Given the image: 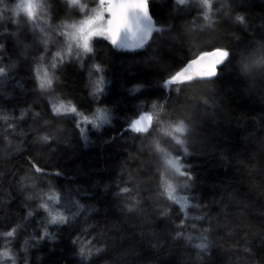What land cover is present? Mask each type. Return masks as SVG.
Masks as SVG:
<instances>
[{
	"label": "trees",
	"instance_id": "trees-1",
	"mask_svg": "<svg viewBox=\"0 0 264 264\" xmlns=\"http://www.w3.org/2000/svg\"><path fill=\"white\" fill-rule=\"evenodd\" d=\"M16 3L0 0V250L15 264H264V0L208 11L150 0L148 44L96 41L110 79L101 94L89 59L62 61L51 93L40 87L49 43ZM48 3L54 22L82 14ZM215 48L230 53L217 75L168 83ZM52 93L87 114L104 108L110 122L84 132L77 114L55 112ZM141 114L154 117L146 133L131 127ZM169 157L186 171L185 204ZM53 191L79 206L57 224L42 207Z\"/></svg>",
	"mask_w": 264,
	"mask_h": 264
},
{
	"label": "snow or ice",
	"instance_id": "snow-or-ice-1",
	"mask_svg": "<svg viewBox=\"0 0 264 264\" xmlns=\"http://www.w3.org/2000/svg\"><path fill=\"white\" fill-rule=\"evenodd\" d=\"M181 3H184V0H180ZM70 3L73 5H80L82 0H70ZM205 3L211 7V0H205ZM133 9H139L143 12L144 16L150 15V0H99V9L96 11L95 15L88 17L83 20L79 25H72L73 32L69 34V40L75 42L77 46L84 53L93 52V40L95 38H104L111 42L113 45H118L121 38V33L124 30L132 31L131 21L129 13ZM29 14L33 18L36 15V6L34 4H29ZM110 14V15H109ZM151 32L148 33V38H150ZM133 39L136 40V34L133 32ZM147 39L140 40L138 43L134 44H123L121 47H144ZM71 43L68 48L69 55L71 54ZM230 53L227 50H217L210 54H205L200 56L198 59L193 60L191 64L181 70L180 72L174 74L171 79L168 81L169 84H178L188 81H193L196 77H212L218 74V65L223 63ZM57 57H62V53L57 52ZM98 72L102 71L101 65H95ZM40 87L41 88H51L54 86V79L50 75L47 69L44 70V75L39 76ZM96 87L94 92L100 93L103 91L104 78L101 76L96 82ZM155 108V105H153ZM56 113H75L78 114L82 121L87 123L95 124L96 121L90 118L88 115L79 112L78 108L74 103L61 101L58 105L54 106ZM98 113H101V109H97ZM101 118H103L101 113ZM154 120L153 115L146 114L140 119L134 121L131 125L132 129L137 133H146L149 131V128L152 125ZM175 132H185L184 124H179L174 126ZM178 142H182L179 141ZM169 164L177 168L179 171V166L174 160H169ZM125 192L128 191L127 188L124 189ZM168 195L169 197L175 199L172 196L171 186H168ZM49 199H53L59 202L60 196L58 193L53 191L49 195ZM46 210H49L52 218V222H63L67 219L63 213H51V210L48 209V205H42ZM31 215V213H29ZM8 236H14L15 230H11L7 233ZM47 235V233H45ZM5 256H8L9 253L5 252Z\"/></svg>",
	"mask_w": 264,
	"mask_h": 264
},
{
	"label": "rangeland",
	"instance_id": "rangeland-1",
	"mask_svg": "<svg viewBox=\"0 0 264 264\" xmlns=\"http://www.w3.org/2000/svg\"><path fill=\"white\" fill-rule=\"evenodd\" d=\"M69 5L72 7H78L79 11L82 12L81 16L78 18H67L63 20H59L57 22L52 21V11L50 4L48 3V0H17L16 3V9L19 12V14H25L27 17L30 18L34 28L37 31L36 36L38 38H41L46 43H49L48 48L45 49V52L47 53L43 54L41 56L40 62L37 65V73L38 78L39 76L44 75V70L47 69L52 78L55 80V76L57 74V68L61 64L62 61L68 60V59H80V60H87L90 61V70H89V76L91 79L92 88L96 87L95 82L103 76L104 78V85H103V91L106 88V85L109 83L110 79L109 77L105 75L103 70L101 72H98L96 70L95 65L97 63L94 61V58L96 56V49H97V40L100 38H95L93 40V52L92 53H84L75 42H72L69 40V34L73 32L72 25H79L83 20L87 19L90 16L95 15L96 11L99 9V0H82V3L80 5H73L70 3V0H67ZM180 1V0H179ZM216 0H211V6L214 4ZM29 4H34L36 6V15L35 18L30 16L29 14ZM183 4H196L198 6L203 7L206 11L210 10L209 5L205 3V0H184ZM204 10V13L208 14ZM110 15V14H109ZM96 42V43H95ZM71 43V54L69 55L68 48ZM46 46V47H47ZM51 46V47H50ZM60 52L62 53V57H57L56 53ZM46 90H49L50 93L54 89L51 88H45ZM102 91V92H103ZM101 94V92L99 93ZM52 101L54 106L58 105L61 101L64 102H70L67 100H64L62 98H59L54 93L51 94ZM72 103V102H70ZM101 109V113L103 118H101V113H98L97 110L93 112L92 114H87L90 118L94 119L96 121L95 124L87 123L82 121V118L78 115V118L81 122L82 129L84 132L88 131L89 129H99L100 127L108 124L110 122L111 114L108 110L104 108ZM79 110V109H78ZM81 112V111H79ZM67 114V113H63ZM139 118H136L134 121L140 119L141 117L145 116L146 114H141ZM133 121V122H134ZM169 160H174L179 166V171L177 168L173 167L171 164L169 165V178L170 182L173 185L174 189L173 191L176 192L175 197L180 200L183 204L185 202L182 199H185V194L183 193L184 190L187 188V178H186V171L184 167L182 166V163L176 159L169 157ZM60 196V195H59ZM49 209L51 210V213H65L70 212L72 214L73 212L77 211L78 205L75 201H72L71 199H68L65 197L60 196L59 202L49 199V196L46 200ZM50 219L51 214H50ZM60 223L56 222L55 224ZM8 252L9 255L5 256L4 253ZM14 260L16 261V255L13 253L9 248H3L0 250V264H15Z\"/></svg>",
	"mask_w": 264,
	"mask_h": 264
},
{
	"label": "water",
	"instance_id": "water-1",
	"mask_svg": "<svg viewBox=\"0 0 264 264\" xmlns=\"http://www.w3.org/2000/svg\"><path fill=\"white\" fill-rule=\"evenodd\" d=\"M129 16H130L132 31H129L127 29L124 30L121 33V38H120V42L118 45L120 46L123 44H134V43H138L140 40H144V39H147V42L145 43V45L148 44L150 42V40L153 38V36L157 30L156 18L154 17V15L151 11V7H150V15L147 17L144 16L143 12L139 9L131 10L129 13ZM133 32H135V34H136V37H137L136 40L133 39ZM149 32H151L150 38H148ZM124 48L127 50L134 51V50L139 49L140 47H137V48L124 47ZM221 49L226 50L224 48H215V49L208 50V51L196 56L186 66H184L181 70L188 67L193 60L198 59L200 56L205 55V54H210L212 52H215V51L221 50ZM221 64L218 65V69H219V66ZM212 77H214V76H212ZM207 78H211V77H196L194 79H207Z\"/></svg>",
	"mask_w": 264,
	"mask_h": 264
}]
</instances>
